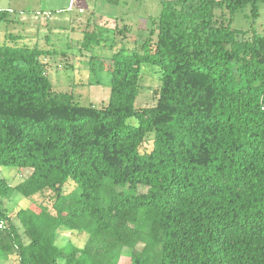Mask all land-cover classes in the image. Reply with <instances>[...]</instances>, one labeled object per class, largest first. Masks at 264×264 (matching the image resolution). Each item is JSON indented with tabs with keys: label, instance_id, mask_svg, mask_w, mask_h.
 Wrapping results in <instances>:
<instances>
[{
	"label": "trees",
	"instance_id": "obj_1",
	"mask_svg": "<svg viewBox=\"0 0 264 264\" xmlns=\"http://www.w3.org/2000/svg\"><path fill=\"white\" fill-rule=\"evenodd\" d=\"M261 1L161 0L152 50L149 41L143 53L113 54L104 107L53 89L42 60L51 50L14 34L0 43V201L55 196L53 210L0 208V257L264 264V35L231 26ZM144 65L156 66L160 88L137 108ZM6 167L30 173L13 185ZM63 231L84 233V245H60Z\"/></svg>",
	"mask_w": 264,
	"mask_h": 264
},
{
	"label": "rangeland",
	"instance_id": "obj_2",
	"mask_svg": "<svg viewBox=\"0 0 264 264\" xmlns=\"http://www.w3.org/2000/svg\"><path fill=\"white\" fill-rule=\"evenodd\" d=\"M161 9V0H121L119 4L107 0H0V10L9 11L6 17L0 18V43L9 44L10 34L25 33L18 44L51 50L42 60L46 63L54 90L72 92L74 99L83 105L104 107L110 98L108 66L112 63L113 54L117 51L143 53V45L149 41L152 50L157 40ZM223 11L228 17L225 9H215L216 14ZM231 26L244 30L247 36L252 33L264 35V0L259 3L257 16L247 6L233 15ZM86 35L92 39L83 45ZM159 88L156 66H142L135 107L153 106L157 102ZM129 122L137 124L138 121L131 118ZM29 173H21L17 167L1 170L13 185ZM54 197L51 191L40 192L30 198L14 194L9 200L0 201V208L12 216L32 202L44 203L53 210ZM15 222L19 224L17 219ZM85 241L84 233L63 231L58 237V243L67 247L70 243L83 246ZM137 247L140 249L142 245ZM0 264L16 262L12 257L2 256Z\"/></svg>",
	"mask_w": 264,
	"mask_h": 264
},
{
	"label": "crops",
	"instance_id": "obj_3",
	"mask_svg": "<svg viewBox=\"0 0 264 264\" xmlns=\"http://www.w3.org/2000/svg\"><path fill=\"white\" fill-rule=\"evenodd\" d=\"M22 20L25 21L24 18H23ZM14 35L19 36V37H18V40H19V41H21L20 39H22L23 36H26L25 33H23V34H21V33H17V34H14Z\"/></svg>",
	"mask_w": 264,
	"mask_h": 264
}]
</instances>
